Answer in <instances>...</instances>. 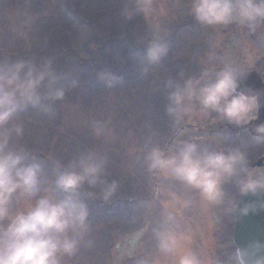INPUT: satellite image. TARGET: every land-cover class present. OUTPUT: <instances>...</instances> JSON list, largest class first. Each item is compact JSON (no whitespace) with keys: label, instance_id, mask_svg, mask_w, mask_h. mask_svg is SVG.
Returning a JSON list of instances; mask_svg holds the SVG:
<instances>
[{"label":"rangeland","instance_id":"rangeland-1","mask_svg":"<svg viewBox=\"0 0 264 264\" xmlns=\"http://www.w3.org/2000/svg\"><path fill=\"white\" fill-rule=\"evenodd\" d=\"M131 2L69 0L68 7L64 8L57 4L58 0H0V58L50 57L62 80L76 81L62 101L52 103L54 118H50L49 111L45 110L47 102L29 106L20 113L26 127L21 141L25 159L38 160L47 166V172L54 160L66 161L78 150L97 148L109 155L107 179L120 181L118 194L112 200L120 206L113 209L125 211L128 208L132 211L131 219L116 223V230L111 231L114 234L106 231L114 226L115 220L92 226L94 245L82 249L67 264H101L99 252L110 256L109 261L102 264H177L179 256L188 251L200 257L202 264H209L205 253L209 247H217L212 239L218 228V221L212 219L216 214L214 206L203 200L198 191L171 176L147 174L142 166L138 170V155H143V150L152 144L160 145L156 119H150L154 117V100L164 94L165 80L176 77L178 69L187 77L197 75L203 67L218 65L224 59L245 64L243 60L249 59V54L245 44L236 45L235 41L233 45L222 46L229 33L223 34V28L213 32L194 18L191 21L192 15L185 8L188 0H140L146 5L145 11L128 20L121 12ZM62 11H66V15ZM154 29L167 31L168 53L145 73L142 50ZM217 35L220 36L218 42L212 43ZM48 42L51 43L48 52L40 54ZM238 46L242 49L240 53ZM258 51L259 61L264 60V51ZM103 69L122 76V82L112 88L106 87L97 79V73ZM147 86L152 92L149 99ZM95 120L107 122L111 134L106 141L91 136L90 124ZM183 124L218 133L214 137L194 138L192 142L202 147L215 145V150L238 147L236 140L229 138L224 123H213L211 117L193 114ZM144 136L151 141L147 142L148 147L143 142ZM191 138L189 133H181L171 145ZM240 147L251 160L253 154L258 156L264 145L250 146L243 137ZM130 175L134 180L132 188L126 183ZM158 176L163 181L155 188ZM225 187L229 196L236 199L238 194L234 186ZM129 196L140 200L134 206L126 207L122 201L132 200ZM93 201L99 200H87V203ZM26 206L27 202L18 205L21 209ZM217 211L225 220L224 228L229 226L230 231L232 215H223L219 208ZM131 223L138 229L132 233L124 232L125 227L131 228ZM162 229L177 236L178 245L171 254L160 252L156 246L154 231ZM118 231L124 236L115 235ZM229 236L225 233L226 242L221 246L222 264H232L227 262L232 250Z\"/></svg>","mask_w":264,"mask_h":264},{"label":"clouds","instance_id":"clouds-1","mask_svg":"<svg viewBox=\"0 0 264 264\" xmlns=\"http://www.w3.org/2000/svg\"><path fill=\"white\" fill-rule=\"evenodd\" d=\"M145 9L140 0H132L121 14L130 20ZM188 11L202 27L212 29L235 26L254 35L264 26V0H188ZM166 37L165 30H151L144 49L145 73L167 55ZM248 72L244 65L224 59L203 67L197 75L184 78L181 72L179 79L168 78L162 85L165 114L173 127L198 114L211 117L213 123L247 130L245 126L258 118L261 95L241 89ZM97 79L112 88L123 77L103 69ZM75 84V80H62L50 57L0 58V264H67L82 249L94 245L86 201L107 204L118 194L119 179H107L109 155L97 148L78 150L66 161H52L49 172L38 160H25L21 141L26 127L20 113L47 102L45 110L54 118L52 103L62 101ZM253 132L252 140L264 145V123ZM90 133L95 140L106 141L111 130L107 122L95 120ZM144 162L149 172L171 176L198 191L223 215L238 211L246 216L264 209V201L238 208L235 196L230 197L226 190L231 184L239 196L264 195V170L251 166L248 153L239 147L210 150L196 142L177 141L165 150L152 144L144 153ZM22 202H27L23 209L18 207ZM153 235L160 252H175L174 232L162 229ZM231 260L232 264H264V243L253 241L234 248ZM177 264L202 261L188 251L179 256Z\"/></svg>","mask_w":264,"mask_h":264},{"label":"water","instance_id":"water-1","mask_svg":"<svg viewBox=\"0 0 264 264\" xmlns=\"http://www.w3.org/2000/svg\"><path fill=\"white\" fill-rule=\"evenodd\" d=\"M256 81L260 95V108L258 111L259 121L264 120V84H260L257 77L251 76ZM264 201V195L258 194L253 196L251 194L246 196H239L237 200L238 208L245 203ZM233 234L232 239L235 247L244 248L253 241L264 243V209L257 208L255 213L250 212L246 216H240L239 212L233 214Z\"/></svg>","mask_w":264,"mask_h":264},{"label":"flooded vegetation","instance_id":"flooded-vegetation-1","mask_svg":"<svg viewBox=\"0 0 264 264\" xmlns=\"http://www.w3.org/2000/svg\"><path fill=\"white\" fill-rule=\"evenodd\" d=\"M219 29V28H218ZM217 30L213 29V32ZM226 31H228V36L224 38L223 40V45H233V41H235L236 45H246V49L248 52V58L249 59H244L245 64H242L246 67V69L249 72H254L256 73L262 81H264V63H261L259 61V56H258V49H261L264 51V26H262L260 29H258L257 33L254 35H249L246 31L241 30L236 28L235 26H229L228 28H223L222 33L225 34ZM217 39H213V43L216 44L218 42L220 36L217 35ZM238 51L240 50V47L238 46ZM239 53L236 55L238 57ZM187 74L184 75V78H187ZM229 127V125H228ZM259 157H264V148L259 152ZM264 166V165H263ZM263 168V167H262Z\"/></svg>","mask_w":264,"mask_h":264},{"label":"trees","instance_id":"trees-1","mask_svg":"<svg viewBox=\"0 0 264 264\" xmlns=\"http://www.w3.org/2000/svg\"><path fill=\"white\" fill-rule=\"evenodd\" d=\"M25 160L26 161H32V159H30V158H26ZM43 167L45 169H48L47 166H43ZM132 176L133 175H130L128 177V179L126 180V183H127V185L130 186V188L133 187V183H134V180L131 178ZM130 193L131 192H129V194ZM129 197H132V196H129ZM100 203H101V205L98 204L96 206L93 203H91V206H90L89 222L93 227L98 225V224H103L104 222H106L108 220L109 221L115 220L114 225H116V223H118L119 221H122V220H128L129 221L131 219L130 211H124V212L118 211V210L114 211V209H113L114 206L112 204V201H110L107 204L102 203V202H100ZM110 229H113V227L111 226ZM110 229H109V231H110ZM137 229H138V226H133V224L131 223V228L127 229V227H125L124 232L131 233Z\"/></svg>","mask_w":264,"mask_h":264}]
</instances>
